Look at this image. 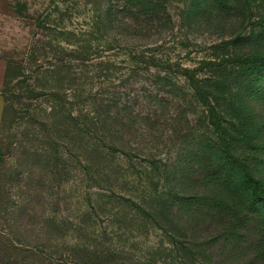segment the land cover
Instances as JSON below:
<instances>
[{
	"label": "rangeland",
	"instance_id": "rangeland-1",
	"mask_svg": "<svg viewBox=\"0 0 264 264\" xmlns=\"http://www.w3.org/2000/svg\"><path fill=\"white\" fill-rule=\"evenodd\" d=\"M227 1L160 0L166 11L161 36L148 40L117 35L109 19L112 0H0V56L9 62L0 129V264L75 252L94 256L90 264H264V221L258 217H239L238 237L210 236L225 229L215 224L208 231L211 220L194 223L191 231L177 214L162 228L145 225L135 207L107 196L113 189L123 198L138 197L150 189L146 179L117 174L100 186L89 182L80 134L72 126L64 133L84 101L129 82L135 66L144 67L140 61H170L204 76L250 56L264 58V0ZM210 63L220 66L212 70ZM105 70L109 81L100 79ZM71 89L80 90L81 105L60 102ZM229 120L239 121L231 131L244 141L237 156L256 163L251 172L264 185V105L244 104ZM188 127L149 124L142 129L148 135H135L127 151L137 154L136 144L144 143L159 149L162 164L186 162ZM122 182L130 192L119 189ZM229 223L239 224L236 218Z\"/></svg>",
	"mask_w": 264,
	"mask_h": 264
},
{
	"label": "trees",
	"instance_id": "trees-1",
	"mask_svg": "<svg viewBox=\"0 0 264 264\" xmlns=\"http://www.w3.org/2000/svg\"><path fill=\"white\" fill-rule=\"evenodd\" d=\"M112 1L110 25L115 31L118 30V36L148 40L161 36L158 25L164 20L162 15L166 11L160 10V0ZM139 63L144 67L135 66L129 77L131 83L115 85L106 97L102 93L97 99L91 97L84 101L86 106L76 117L69 116L72 124L66 126L68 129L64 133L67 134L72 126V132L80 134L85 156L83 166L89 182L100 186L117 174L146 179L150 189L138 197L123 198L113 189L108 191L110 196L107 197L118 199L124 208L135 207L142 223L158 228L177 214L183 215L189 226L192 224L191 231L194 230V223L198 225L211 220V225L206 228L208 231L215 224L225 229L214 231L210 236L238 237L239 217L251 215L264 221V185H260L251 172V167L256 163L249 165L244 157L237 156L238 146L243 145L244 141L231 131V128L239 127V121L234 123L229 120L236 113L241 114L244 104L257 102L264 105V58L259 56L254 60L250 56L233 63L232 69L226 67L224 72L216 74L207 70L209 74L204 76L198 74L199 69L170 61H157L153 65L150 61ZM206 66H212L214 70L220 65L210 63ZM204 67L203 64L202 70ZM67 69L74 77L71 84H75L76 75L72 66L69 65ZM103 72L100 79L109 81L106 70ZM8 73L9 62L4 87ZM245 88L246 94H243L241 91ZM77 90L71 89L60 102L72 107L79 103L81 105L83 95ZM27 93L32 95L33 91ZM2 95L5 100L3 125L8 102L3 92ZM78 97L80 101L73 103L78 101ZM58 109L62 113L63 109ZM167 121L189 126L184 138L190 142V147L184 164L179 159L172 166L162 164L156 158L159 149L145 147L142 141L143 144L137 143L134 149L137 154L127 151L135 144L132 142L137 138L135 135L140 138L148 135L142 129L145 131L149 124L164 125ZM97 178L99 181H96ZM121 184L119 189L122 192H130L128 183ZM232 218H236L239 224L229 225ZM92 257L90 259L75 252L63 257L53 254L31 259L33 264H90L94 260ZM25 258L21 257V264H24Z\"/></svg>",
	"mask_w": 264,
	"mask_h": 264
},
{
	"label": "crops",
	"instance_id": "crops-1",
	"mask_svg": "<svg viewBox=\"0 0 264 264\" xmlns=\"http://www.w3.org/2000/svg\"><path fill=\"white\" fill-rule=\"evenodd\" d=\"M7 67H8L7 60L0 56V103H1V105H0V128L2 125L3 110L5 107V100H4V97L2 95L1 90L4 87L6 73H7Z\"/></svg>",
	"mask_w": 264,
	"mask_h": 264
}]
</instances>
